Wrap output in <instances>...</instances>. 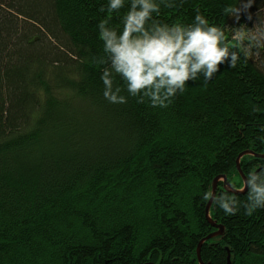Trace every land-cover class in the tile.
I'll return each instance as SVG.
<instances>
[{
  "label": "trees",
  "instance_id": "1",
  "mask_svg": "<svg viewBox=\"0 0 264 264\" xmlns=\"http://www.w3.org/2000/svg\"><path fill=\"white\" fill-rule=\"evenodd\" d=\"M242 2L186 0L160 19L190 23L199 9L230 39L264 23V0L239 21L225 13ZM105 3L0 0V264H199L216 230L202 193L222 176L242 190L238 155L264 156V47L166 109L110 104L93 63ZM208 212L223 234L203 242L202 264H264V209Z\"/></svg>",
  "mask_w": 264,
  "mask_h": 264
},
{
  "label": "clouds",
  "instance_id": "2",
  "mask_svg": "<svg viewBox=\"0 0 264 264\" xmlns=\"http://www.w3.org/2000/svg\"><path fill=\"white\" fill-rule=\"evenodd\" d=\"M253 2L229 4L224 11L239 21L240 13H246ZM184 3L186 0H106L100 6L99 12L107 15L96 25L102 54L94 56L93 63L101 68L102 95L108 103L123 105L131 97L138 104L166 109L189 84L199 79L207 83L222 67L235 69L256 54L254 49L264 47V29L235 27L227 39L225 29L210 22L199 9L190 23L160 19L164 10L179 9ZM122 9L126 10L119 15ZM113 13L119 16V26L111 24ZM232 42L234 46H230ZM259 132L255 140L264 145V126ZM257 160L260 162L242 173V182H238L246 200L241 202L236 185L227 183L224 191H204L201 199L226 216L236 215L241 208L246 215L264 209V157Z\"/></svg>",
  "mask_w": 264,
  "mask_h": 264
},
{
  "label": "water",
  "instance_id": "3",
  "mask_svg": "<svg viewBox=\"0 0 264 264\" xmlns=\"http://www.w3.org/2000/svg\"><path fill=\"white\" fill-rule=\"evenodd\" d=\"M244 155H251V156H253V155H255V154H252V153H250V152L244 151V152H242V154L238 155L239 157L236 159L235 167L237 168V171H238V173H239V176H240V178H242V179H243V176H242L241 169H240V167H239V161H240L241 158H243ZM255 156H258V157H264V156H260V155H255ZM220 180L223 181V187H222V188H223V190H225V185H226V183H227V184H229V183L227 182V179L225 178V176H222V177H216V178L214 179V181H213V183H212V187H211V190H212V191H216V188H217L218 182H219ZM234 190L237 191V192L239 193V195L244 194L243 189H242V190H236V189H234ZM211 205H212V203H211V202H208V204H207L206 207H205L204 212H205V215H206V218H207L208 223H210V225H211L212 227H214L216 230H215L211 235H208V236L204 237V238H203V239L197 244L198 247H197V249H196V256L198 257L199 264H202V262H201V256H199V253H200V248H201L203 242H206L207 240L213 239L214 237H216V236H221V235L223 234V233H222V232H223V227L220 226V225H217V224L214 223V222L212 223V221H211V219H210V217H209V212H208V211H209ZM229 262H230V261H229V256H228L226 264H229Z\"/></svg>",
  "mask_w": 264,
  "mask_h": 264
},
{
  "label": "rangeland",
  "instance_id": "4",
  "mask_svg": "<svg viewBox=\"0 0 264 264\" xmlns=\"http://www.w3.org/2000/svg\"><path fill=\"white\" fill-rule=\"evenodd\" d=\"M262 29H264V23L261 24V25H259V24H255V25L253 26V31L262 30Z\"/></svg>",
  "mask_w": 264,
  "mask_h": 264
}]
</instances>
